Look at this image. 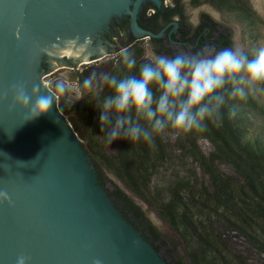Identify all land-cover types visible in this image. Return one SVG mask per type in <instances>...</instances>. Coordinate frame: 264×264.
<instances>
[{"label":"water","instance_id":"water-1","mask_svg":"<svg viewBox=\"0 0 264 264\" xmlns=\"http://www.w3.org/2000/svg\"><path fill=\"white\" fill-rule=\"evenodd\" d=\"M145 2L161 4L0 0V264H167L116 209L55 105L27 121L9 109L14 83L47 94L39 77L54 65L113 53L100 34L114 18L127 16L135 39L158 37L137 24Z\"/></svg>","mask_w":264,"mask_h":264},{"label":"clouds","instance_id":"clouds-1","mask_svg":"<svg viewBox=\"0 0 264 264\" xmlns=\"http://www.w3.org/2000/svg\"><path fill=\"white\" fill-rule=\"evenodd\" d=\"M118 68L116 73L92 72L75 85L63 76L54 84L56 92L47 94L36 87L29 92L25 84L14 83L8 91L9 109L26 111L25 121L34 120L56 106V93L71 106L95 92L103 81L111 89L97 107L104 142L110 145L125 139L151 146L158 136L179 137L203 131L208 123L218 125L230 101L264 92V46L250 53L233 43L219 50L170 56L147 45L139 62L132 50L123 49ZM236 110L232 105L229 115L235 116ZM0 197L6 198L5 193L0 192ZM17 264H25V258L18 257Z\"/></svg>","mask_w":264,"mask_h":264},{"label":"rangeland","instance_id":"rangeland-1","mask_svg":"<svg viewBox=\"0 0 264 264\" xmlns=\"http://www.w3.org/2000/svg\"><path fill=\"white\" fill-rule=\"evenodd\" d=\"M244 1L247 2L250 10L254 13V17H251L250 20L234 12L218 10L208 3L193 5L196 7L189 8L187 12L193 14L196 11V15L198 10L207 12L221 26L232 30L233 43H239L245 51L251 53L254 49L264 46V0ZM193 17L194 15H192ZM109 29L110 25L106 26L100 34V41L112 46L113 53L105 54L103 59L88 65L77 63L70 67L57 64L54 69L42 74L39 77L40 81L46 84L49 91L56 92L54 84L63 76L69 77L71 84L75 85L92 72H96L98 75L118 72L120 53L127 47L124 44L120 45L121 49L115 47L108 37L111 34L108 33ZM145 46H147V40H142L136 42L132 48L138 62L143 58ZM86 68L88 71L84 73ZM110 91L111 89L101 81L100 87L95 92L86 94L83 99L77 100L71 106L60 98L59 93H56L58 100L55 107L68 122L74 135L81 141V145L87 153L95 172H102L106 178L120 187L133 203L142 210L149 223L159 233V242H156V245L159 248L157 252L160 258L167 264H173L175 261H180L182 264H190L185 241L177 231L162 220L158 214L157 207L152 206L148 201L158 205L164 204L170 199L172 192H180L182 183L185 182L188 184L187 187L190 188L189 191L199 197V199L202 198L203 192L211 193V181H209L208 175L203 172L204 170H202L203 168H201L199 162L195 160L194 154L196 155L197 148L204 155H208L213 151L214 145L197 131L190 134L188 141L184 138V134L179 137H173L168 134L158 136L156 142L160 140L163 150L156 157V161L149 164L150 167L143 174L144 178L140 180L141 184L146 186L145 190L142 187L144 193H142L143 197H141L126 188L112 172L106 169L103 165V160L100 159L102 157L111 161L110 158H115L120 150L122 141V139H117L112 144L107 145L103 140L105 133L101 132L99 125L97 107L101 100L110 94ZM102 93L105 95L100 100H97ZM248 97L255 102L254 106L256 107H250L246 111V118L239 128V138L243 143H249L253 146L256 144L264 148V94L263 92H256ZM96 166L98 167L96 168ZM217 170L219 171L218 173L228 176L231 181L233 180L234 174L227 166L218 164ZM231 181L228 184H231ZM103 188L105 191L111 190L109 183H106ZM191 193H188V195H191ZM201 212L204 219L207 210L202 208ZM212 220V218L209 220L207 217L206 221L203 220L206 232L207 229L211 231V229L217 227L216 222ZM219 229L221 245L218 247L229 253L233 264H264V255L260 254L249 243L235 237L236 235L233 232ZM188 236L191 238L192 233L190 232Z\"/></svg>","mask_w":264,"mask_h":264},{"label":"trees","instance_id":"trees-1","mask_svg":"<svg viewBox=\"0 0 264 264\" xmlns=\"http://www.w3.org/2000/svg\"><path fill=\"white\" fill-rule=\"evenodd\" d=\"M191 2L193 5L208 3L218 10L242 15L247 20L254 17V13L244 0H192ZM232 105L237 109L235 116L229 115ZM254 105L255 102L250 97L230 101L222 109V119L218 125L208 123L205 130L197 131L214 145L213 151L208 155H204L197 148L196 155L194 154L195 160L199 162L203 172L211 181V193L203 192L202 198L199 199L189 191L190 188L185 182L182 183L180 192H172L170 199L164 204H153L147 200L149 204L157 207L162 220L181 235L188 250L190 264H233L229 253L218 247L221 245L219 228L235 233V237L245 240L264 255V148L256 144L253 146L243 143L238 134L246 118V111L250 107L255 108ZM191 133L193 132L184 134L186 141ZM162 148L160 140L150 146L142 141L131 143L122 139L115 158H110L111 161L102 157L100 159L103 160L106 169L112 172L126 188L143 197L142 193L146 186L141 184L140 180L144 178L143 174L150 167L149 164L155 162L156 157L161 154ZM218 164H223L232 171L234 174L232 181L228 176L218 173ZM97 175L102 187L106 183L110 184L111 190L106 192L116 209L158 251L156 242H159L160 235L142 210L102 172L99 171ZM229 181L232 183L228 184ZM202 208L207 210L204 219ZM206 217L209 220L212 218L217 224L215 229L211 231L207 229V232L203 226ZM190 232L191 238L188 236ZM173 264L182 263L175 261Z\"/></svg>","mask_w":264,"mask_h":264},{"label":"flooded vegetation","instance_id":"flooded-vegetation-1","mask_svg":"<svg viewBox=\"0 0 264 264\" xmlns=\"http://www.w3.org/2000/svg\"><path fill=\"white\" fill-rule=\"evenodd\" d=\"M192 7L196 6H193L191 0H161L158 7L145 2L137 14V24L155 36L160 34L158 37L133 38L129 32L127 16L111 21L108 31L111 34L108 37L118 49L124 44L129 50H133L136 42L147 40V45H151L157 53L170 56L178 52L195 53L205 48L219 50L233 45L230 28L221 26L205 11L198 10L197 15L196 11L195 14H189L187 10ZM89 63L94 62L81 64ZM87 68L84 73H87Z\"/></svg>","mask_w":264,"mask_h":264},{"label":"bare ground","instance_id":"bare-ground-1","mask_svg":"<svg viewBox=\"0 0 264 264\" xmlns=\"http://www.w3.org/2000/svg\"><path fill=\"white\" fill-rule=\"evenodd\" d=\"M86 63H88V61H83L82 62V64H86ZM55 66V65H54ZM54 66L52 67V69H54ZM43 86H44V88L46 87V84L45 83H43V82H41V81H39Z\"/></svg>","mask_w":264,"mask_h":264}]
</instances>
